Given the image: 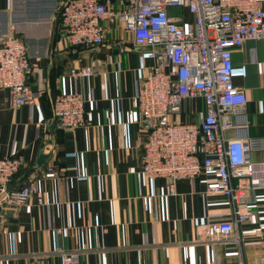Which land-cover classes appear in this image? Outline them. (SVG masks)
I'll return each instance as SVG.
<instances>
[{"label":"crops","instance_id":"obj_1","mask_svg":"<svg viewBox=\"0 0 264 264\" xmlns=\"http://www.w3.org/2000/svg\"><path fill=\"white\" fill-rule=\"evenodd\" d=\"M61 2L0 0V36L17 24L35 91L34 103L14 107L9 91L0 89V158L25 159L11 188H38L27 204L0 210V264H62L65 252L80 264H264V188L251 207L257 224H240L227 239L211 238L210 224L233 221L235 213L228 196L207 192L210 171L179 180L172 194L168 179H149L141 170L147 135L137 94L154 63L148 49H132L133 34L119 25L95 51L71 45L62 35ZM119 43L129 47L122 55ZM233 62L234 83L248 97L241 121L249 129L227 136L264 138V38L234 48ZM91 65L97 74L71 73ZM61 92L84 97V126L58 127L53 103ZM184 108L172 119L202 121L201 98ZM41 154L48 156L38 166ZM251 158L264 163V149Z\"/></svg>","mask_w":264,"mask_h":264},{"label":"built area","instance_id":"obj_2","mask_svg":"<svg viewBox=\"0 0 264 264\" xmlns=\"http://www.w3.org/2000/svg\"><path fill=\"white\" fill-rule=\"evenodd\" d=\"M59 17L62 35L73 46L95 51L119 25L133 34L132 49H148L154 63L139 81L137 94L147 135L142 172L149 179H168L175 194L179 180L210 171L207 192L228 196L235 213L233 221L210 224L213 239L229 238L240 224H257L251 207L256 190L264 188V163L254 162L251 154L264 149V138L231 139L227 132L249 129V123L241 121L248 97L245 88L234 83L233 49L264 38V0H62ZM127 50L119 43V55ZM98 72L95 65L71 71L80 77ZM32 73L26 42L13 22L0 36V89L9 91L12 106L34 103ZM195 98L206 107L200 123L172 119ZM53 109L59 128L76 129L87 122L79 93H59ZM25 164L22 155L0 158L2 209L27 204L38 193L35 183L10 187ZM62 264L80 263L65 252Z\"/></svg>","mask_w":264,"mask_h":264},{"label":"water","instance_id":"obj_3","mask_svg":"<svg viewBox=\"0 0 264 264\" xmlns=\"http://www.w3.org/2000/svg\"><path fill=\"white\" fill-rule=\"evenodd\" d=\"M55 127V124L52 123L51 124V130H53ZM48 154H41V156L39 157L38 160V166H43L46 163V158H47ZM2 209V207L0 206V210Z\"/></svg>","mask_w":264,"mask_h":264},{"label":"trees","instance_id":"obj_4","mask_svg":"<svg viewBox=\"0 0 264 264\" xmlns=\"http://www.w3.org/2000/svg\"><path fill=\"white\" fill-rule=\"evenodd\" d=\"M18 176V175H17ZM16 177V176H15Z\"/></svg>","mask_w":264,"mask_h":264}]
</instances>
